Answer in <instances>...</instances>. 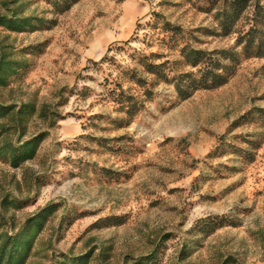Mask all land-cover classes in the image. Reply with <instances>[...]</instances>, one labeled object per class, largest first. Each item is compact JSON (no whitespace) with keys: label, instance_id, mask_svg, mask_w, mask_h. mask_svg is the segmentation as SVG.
Listing matches in <instances>:
<instances>
[{"label":"rangeland","instance_id":"obj_1","mask_svg":"<svg viewBox=\"0 0 264 264\" xmlns=\"http://www.w3.org/2000/svg\"><path fill=\"white\" fill-rule=\"evenodd\" d=\"M18 3L43 21L0 26V49L23 62L0 103L45 116L0 120V146L41 137L31 159L0 157V229L55 206L23 264H264V58L236 47L219 87L172 82L195 70L184 48L233 47L218 0Z\"/></svg>","mask_w":264,"mask_h":264},{"label":"trees","instance_id":"obj_2","mask_svg":"<svg viewBox=\"0 0 264 264\" xmlns=\"http://www.w3.org/2000/svg\"><path fill=\"white\" fill-rule=\"evenodd\" d=\"M46 1L54 7L67 4V0ZM218 2L216 17L225 33L236 36L234 45L232 48L219 49V51L213 52L214 57L203 53V51L184 48L181 54L195 70L173 77L174 88L179 94H182L186 87L217 88L224 84L231 74V63L236 59V52L233 51L236 47H239L240 52L247 56L264 58V0H218ZM10 4L16 6L9 7ZM2 6L5 7L7 12L0 13V26L9 30L23 31L38 27L35 25V21L42 24L43 20L37 17L31 15L19 16L18 13L21 10L18 9L21 6L18 0H4ZM221 59L226 62L221 63ZM22 66V61L14 58L10 59V54L0 49V86H6ZM146 67L150 68L148 65ZM106 91L115 102L122 105L125 113L134 114L136 108L131 101V96L127 95L119 86L115 85L106 89ZM43 108L41 106L36 109L33 103L21 104L17 108L0 103V120L8 121L14 128L20 125L22 121L31 118L36 112H38V116H45ZM40 140L41 137L38 134L31 137V139L22 141L18 146L7 143L2 144L0 146V157L15 166L35 155ZM53 209H55V206L52 204L45 206L33 217L27 218L16 231L13 229L6 232L0 229V264H23L29 255L35 237L40 232L45 215ZM0 219H2L1 216ZM152 255L153 253H150L139 257L135 263L145 264L146 262L140 260V258L146 260L150 259ZM77 260L73 257H64L63 260H56L53 264H86L85 261Z\"/></svg>","mask_w":264,"mask_h":264}]
</instances>
